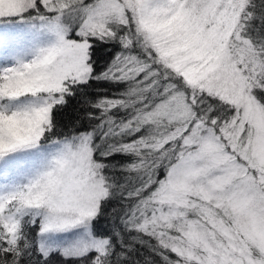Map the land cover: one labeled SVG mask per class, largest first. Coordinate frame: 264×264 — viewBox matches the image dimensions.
<instances>
[{"label":"snow or ice","instance_id":"1","mask_svg":"<svg viewBox=\"0 0 264 264\" xmlns=\"http://www.w3.org/2000/svg\"><path fill=\"white\" fill-rule=\"evenodd\" d=\"M13 19L53 39L0 71V264H264V0H0ZM101 80L124 88L93 102Z\"/></svg>","mask_w":264,"mask_h":264},{"label":"rangeland","instance_id":"2","mask_svg":"<svg viewBox=\"0 0 264 264\" xmlns=\"http://www.w3.org/2000/svg\"><path fill=\"white\" fill-rule=\"evenodd\" d=\"M16 37L22 38L20 44L9 50V43ZM52 39L36 21L18 19L3 22L0 25V71L31 62L39 55L40 49L48 46Z\"/></svg>","mask_w":264,"mask_h":264},{"label":"trees","instance_id":"3","mask_svg":"<svg viewBox=\"0 0 264 264\" xmlns=\"http://www.w3.org/2000/svg\"><path fill=\"white\" fill-rule=\"evenodd\" d=\"M13 20L16 21L18 19H13ZM27 21L33 22L32 20H27ZM2 23L3 22H0V24H2ZM113 51H115V49ZM99 58H100V68L103 69L108 61L105 60V57L102 54H100ZM123 88H124V85H119V86L113 85V84H111L105 80L97 81V82H94L93 88L91 89L93 96L89 97V99H91V100H93V102H95L96 100H99L103 96H111L113 93H116L118 91H122ZM76 108H77V105L75 104V102H73V104L67 109V111L64 114H62V116H61V123L62 124H67L76 117V115H77ZM85 111L86 110L83 108L80 109V113L82 115L80 127L82 130L90 127V125H88L87 120L83 118ZM110 159L113 162H117V163H121V164L131 163V157L122 156L120 154H117L116 156L111 157ZM119 207H120V205H119L118 200H112V201L108 202L107 211L109 213H111L113 208L119 209ZM129 235H135V233L125 235L126 242L132 243L131 239L129 238ZM143 240L147 241L148 238L143 237ZM152 243H154V241ZM135 248L137 249V251L135 252V256L137 259H139L141 261V264H148V262L145 260V257H150L153 260L154 264H162L160 258L158 256H154L149 251L147 246L141 247L140 244H136ZM141 253L143 255H141Z\"/></svg>","mask_w":264,"mask_h":264}]
</instances>
